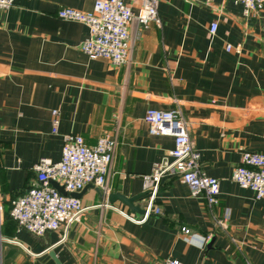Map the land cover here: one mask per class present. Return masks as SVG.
<instances>
[{"label": "crops", "instance_id": "0c3cea01", "mask_svg": "<svg viewBox=\"0 0 264 264\" xmlns=\"http://www.w3.org/2000/svg\"><path fill=\"white\" fill-rule=\"evenodd\" d=\"M94 2L15 0L0 9V264H264V200L232 179L244 150H264V9L246 15L231 0H159L160 22L132 23V60L117 65L85 54L88 26L58 16ZM150 108L182 112L203 169L219 179L217 205L178 176L162 180V213L143 222L127 215L145 212L109 200L145 192L143 177L174 146L173 136L150 134ZM67 134L88 145L117 140L110 191L87 185L81 219L37 235L10 215L12 200L42 158L61 160ZM148 197L134 204L145 208Z\"/></svg>", "mask_w": 264, "mask_h": 264}, {"label": "built area", "instance_id": "2783aa9c", "mask_svg": "<svg viewBox=\"0 0 264 264\" xmlns=\"http://www.w3.org/2000/svg\"><path fill=\"white\" fill-rule=\"evenodd\" d=\"M231 1L241 4L246 15L264 9V0ZM14 2L0 0V9H9ZM158 8L159 0H95L91 11L62 7L58 16L88 26V36L80 45L85 54L91 58H107L121 65L132 60V23L147 27L152 21L160 22ZM217 27L218 23L213 22L211 32H216ZM230 47L228 45V49ZM53 114L54 130L57 131L59 110H53ZM145 120L150 134L171 135L174 146L168 156L154 163L152 173L143 177L145 188L149 190L143 217L127 216L136 222H143L152 214H161L162 208L157 205L156 197L162 180L168 176L182 178L193 195L203 194L209 206L217 205L219 179L208 175L203 169L201 154L190 138L182 112L178 109L150 108ZM116 146L117 140L108 136L100 137L95 145H88L83 136L67 134L61 160L53 162L49 158H42L35 165L36 179L31 182L25 194L12 200L10 215L21 228L37 235L63 227L65 231L68 230L89 208L73 193L81 192L88 184H93L109 194L108 176ZM232 179L241 187L252 190L256 200H264V150H244L241 164L234 169ZM53 181L63 185L67 193L60 192ZM219 222L224 224V220ZM160 264L183 263L169 257Z\"/></svg>", "mask_w": 264, "mask_h": 264}, {"label": "water", "instance_id": "95a60500", "mask_svg": "<svg viewBox=\"0 0 264 264\" xmlns=\"http://www.w3.org/2000/svg\"><path fill=\"white\" fill-rule=\"evenodd\" d=\"M53 185L62 193L66 194V190L64 188L63 185L59 184V182L57 181H53ZM89 185H93V184H88ZM81 192H76V193H73L74 196H79ZM149 193V190H146L145 192H142L136 196H133V197H126L122 194H118V193H113L109 196V200L110 201H114L116 199H121L122 201H124L126 204H128L132 211L133 212H140V213H144L145 212V209L144 208H141L140 205H135L134 202L140 198V197H143L144 195L148 194ZM52 255L54 256V253H52ZM55 257V256H54ZM56 259V258H55Z\"/></svg>", "mask_w": 264, "mask_h": 264}]
</instances>
